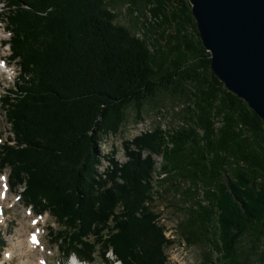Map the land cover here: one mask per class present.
<instances>
[{"label":"trees","instance_id":"1","mask_svg":"<svg viewBox=\"0 0 264 264\" xmlns=\"http://www.w3.org/2000/svg\"><path fill=\"white\" fill-rule=\"evenodd\" d=\"M2 1L20 73L1 102L10 130L0 174L55 219L64 262L112 264V253L121 264H168L159 186L187 182L202 197L175 220L176 236L192 246L213 228L219 264H264V124L213 74L189 0H125L131 15H150L136 17L142 36L107 0ZM160 93L188 98L187 123L123 140L127 160L100 173L99 145L122 131L128 109L144 123ZM6 244L0 231V255Z\"/></svg>","mask_w":264,"mask_h":264},{"label":"rangeland","instance_id":"2","mask_svg":"<svg viewBox=\"0 0 264 264\" xmlns=\"http://www.w3.org/2000/svg\"><path fill=\"white\" fill-rule=\"evenodd\" d=\"M107 1L111 2L114 11L118 14L117 23L128 27L131 26L133 31H136L139 36H142L141 28L139 29V26H135L134 24L137 20V16H141V20L145 22L146 19L150 17L148 11L144 10V13L148 16H142L140 11L131 15L129 5L125 3V0ZM4 8V3L0 0V61L4 60L7 63L6 68L9 66L10 69V72L6 74L0 71V136H2L0 137V144L8 139L10 130L1 106L2 98L10 93L20 73L17 62L10 59L11 50L10 46L7 44L10 34L6 29L3 13L1 14ZM188 105H190V103L185 96L173 97L169 94L160 93L155 100L149 103L147 102L144 113L145 121L139 125L135 124L134 111L128 109L127 121L122 131L117 136L107 138L106 141L104 140L102 144L99 145L103 162V165H99L98 167L99 172L105 173V170L111 166L112 159H116L119 163H124L127 160L125 150H123L122 146L123 140H131L138 135H142L146 133V131L148 132L156 127L157 124H160L164 129H168L172 126H179L187 123V119L183 117V112L187 114L185 109ZM114 150H116V154H114ZM153 158L158 162V178L162 159H160V156L156 155H153ZM9 176L10 173L8 170L0 174V209L2 210V215H0V231L7 243L1 253L0 261L6 264H21V262L27 260V257L22 255L25 252V255L29 254L31 257L29 261L36 255L35 259L38 258L42 260L43 258L46 264H68L70 258L64 262L63 255L59 253L58 246L51 241L53 237L49 234L50 228L53 227L55 230L60 229L55 219L49 215V213L39 215L34 209L25 205L22 199H19L20 192L24 191V188L12 189ZM103 177H105V175ZM5 185L8 190L4 188ZM190 187V184L187 182H180L179 184L175 182L174 185L167 183L159 186L163 192V196L161 197L160 195L159 198V205L164 210V215L168 218L167 223L172 227L178 226L176 221L180 223L188 220L190 207H195L196 201L202 197L201 194V197L197 198L189 193ZM4 191L6 194L5 198L2 199V192ZM210 229L214 231L213 228ZM212 231L208 234L210 241L205 240L204 242H197L192 246L186 245L185 242L181 240L180 236H176L175 234L171 239L174 241V244H170L167 250L168 264H205V262L211 258L209 255L213 247H209L208 242L210 245L213 244L214 235ZM34 233H38L40 244L35 246L31 251L27 246V236L29 237L30 234ZM19 240H23L21 245H19ZM248 241L249 238L247 237L243 241V248L247 245ZM260 246L261 250L264 251V243ZM5 252H11L12 256L10 259L5 257ZM212 253L213 262L210 264H219L217 262V256L219 255L213 252V250ZM108 256L112 264H121L120 262L113 263L115 261V255L112 253L108 254ZM90 264L105 263L101 256L97 255L95 261Z\"/></svg>","mask_w":264,"mask_h":264},{"label":"water","instance_id":"3","mask_svg":"<svg viewBox=\"0 0 264 264\" xmlns=\"http://www.w3.org/2000/svg\"><path fill=\"white\" fill-rule=\"evenodd\" d=\"M213 74L264 124V0H189Z\"/></svg>","mask_w":264,"mask_h":264},{"label":"bare ground","instance_id":"4","mask_svg":"<svg viewBox=\"0 0 264 264\" xmlns=\"http://www.w3.org/2000/svg\"><path fill=\"white\" fill-rule=\"evenodd\" d=\"M6 62L3 60V61H0V71L1 72H6V73H8V72H10V69H9V66L6 68ZM2 215V214H1ZM4 217V216H3ZM2 217V218H3ZM0 221H1V219H0ZM35 237H37V239L36 240H38V243H31L30 242V237H28L27 236V241H28V247H29V249L32 251L34 248H35V246L37 245V244H39L40 243V239L38 238L39 237V235L38 234H35ZM23 243V240H19V245H21ZM18 245V246H19ZM27 247V248H28ZM26 253L24 252L22 255H24V256H26L25 258L27 259V260H25L24 262H21V264H46V262H45V260L42 258V260L41 259H35L36 258V255L35 256H33V258H32V260H30L29 261V259H31V257L29 256V254L28 255H25ZM6 255V257H9L10 255L12 256V254H11V252H8V253H6L5 254ZM10 256V257H11ZM36 260V261H35ZM68 264H90V263H87V262H82V261H80V260H78V259H76V258H72L71 260H70V262L68 263Z\"/></svg>","mask_w":264,"mask_h":264},{"label":"built area","instance_id":"5","mask_svg":"<svg viewBox=\"0 0 264 264\" xmlns=\"http://www.w3.org/2000/svg\"><path fill=\"white\" fill-rule=\"evenodd\" d=\"M157 166H158V163L156 164V168H157ZM157 174H158V172L156 170L154 173L155 179L157 177ZM155 184H156V182H155ZM155 190H156V187H155ZM157 195H158V193L155 191L153 193V201L157 200ZM149 202H151V201H149ZM161 216L163 217V219L161 220V222H162L161 224L166 226L165 227V235L167 236V238L172 239V237L175 236V231H174L175 227H172V226H170V224L167 223L168 218L166 217V215H161Z\"/></svg>","mask_w":264,"mask_h":264},{"label":"snow or ice","instance_id":"6","mask_svg":"<svg viewBox=\"0 0 264 264\" xmlns=\"http://www.w3.org/2000/svg\"><path fill=\"white\" fill-rule=\"evenodd\" d=\"M33 243H38V240H36L35 235H33Z\"/></svg>","mask_w":264,"mask_h":264}]
</instances>
